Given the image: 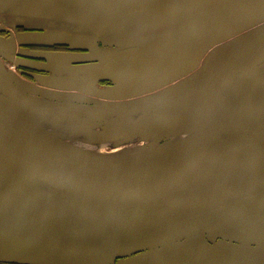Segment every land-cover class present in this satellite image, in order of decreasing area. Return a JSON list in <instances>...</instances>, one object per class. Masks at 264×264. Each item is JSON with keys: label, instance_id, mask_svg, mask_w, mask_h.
I'll use <instances>...</instances> for the list:
<instances>
[{"label": "water", "instance_id": "1", "mask_svg": "<svg viewBox=\"0 0 264 264\" xmlns=\"http://www.w3.org/2000/svg\"><path fill=\"white\" fill-rule=\"evenodd\" d=\"M134 1L128 0L126 4ZM168 1L175 4L174 9L180 14L183 9L180 2ZM159 2L161 0H157ZM197 3L203 7L208 0L206 3L197 0ZM31 5L35 15L42 12V2L36 0ZM198 16L188 18L183 26L174 30L142 38L138 43L139 48L130 52L127 50L136 44L127 43V38L107 45L116 47V53H111L112 50L99 51L97 43H103L102 37L106 35L103 30H82L72 36L51 33L56 41L49 44L65 45L71 41L76 46L71 51L86 53L83 55L25 50L28 46L41 45L35 43L41 36L48 37L30 33L46 30L27 29L23 26L27 21L19 18L16 22L20 26L11 28L22 27L29 30L27 34L0 38V87L14 104L46 117L132 120L131 124L151 120L160 113L165 116L176 104H194L190 121L169 136L185 134L187 130L194 129V137L174 151L147 159L118 160L96 156L41 130L0 97V161L4 165L1 167L4 175L8 177L22 172L34 181V177H40L74 191L135 200L164 195L183 186L207 164L222 156H246L252 153L264 158V132L261 128L243 127L235 129L228 137L218 138L229 105L242 91L237 89L239 85L246 86L249 78L260 81L254 87L264 83V24L233 38L240 30L247 28L240 27L238 30V26H252L255 18L264 16V0H221ZM248 21L250 23H246ZM0 32L7 30L0 28ZM197 50L199 52L194 53ZM128 54L133 56L119 59V56ZM15 55L46 62L51 59L63 61L61 64H51L47 70L49 74L39 76L37 80L45 85L42 90L68 101L57 107L32 104L17 89L10 76L13 74L7 70V64L14 62ZM191 58L192 63L184 69L171 71L160 80L187 74L192 67L199 65L202 58L205 68L186 81L149 96L143 94L145 97H140L142 94L136 92L140 88H137V83L120 86V90L127 91L126 95H120L118 90L90 92L82 88L87 80H93L96 85L103 81L112 82V78L133 82L126 80L127 76L121 75L122 72L136 71V67L144 66L152 70L167 65L170 69ZM138 74L132 73L131 77L135 78ZM125 81H120V84ZM36 188V191H29L30 194L20 199L0 190V200L22 214L43 221L112 228L78 232L77 236L82 241L76 237L36 231L18 219L0 213V264H46L44 260H38L37 255L51 256L58 261L82 260L91 264H105L107 260L169 243L204 229L209 231V241H216L219 247L215 250L202 243L204 246L198 251L195 244H191L194 246H188L184 253L185 264H214L211 251L219 254L223 250L254 249L264 244V174L245 175L175 199L128 206L64 198ZM32 197L35 201L80 216L58 214L42 208ZM223 199L226 201L214 207L195 211L160 227L142 232L125 229L127 224L168 217L181 210ZM249 215L255 216L250 222L246 221Z\"/></svg>", "mask_w": 264, "mask_h": 264}, {"label": "rangeland", "instance_id": "2", "mask_svg": "<svg viewBox=\"0 0 264 264\" xmlns=\"http://www.w3.org/2000/svg\"><path fill=\"white\" fill-rule=\"evenodd\" d=\"M143 1L144 2L141 4L139 3H134L130 5L126 4L124 5V7L123 6L122 7L128 8V7H137L140 5L141 13H137V14L143 16L145 10L146 9L149 10L150 6H153L155 4V2H152L150 0L149 1L143 0ZM15 2L17 5V0H13V3ZM18 2H20L18 5H21V0ZM166 2L167 1L164 0L157 3V6L156 8H154V10L156 9V15L160 17L168 16L172 12L174 18L169 20H164V19L159 20V18L157 17L155 18L143 17L133 20V24H131L130 19H128L130 17L126 15V17L128 18H126L125 23H123L125 24V26L121 27L120 30H136L135 33L131 32L129 33L130 35L128 34V37H126L128 39L127 43L136 44L133 46V48H129L127 51L130 52L133 49H138L139 48L138 43L141 41L142 38H146V37L151 38L150 36L154 33L150 30H166L169 27L170 28L178 27L177 25L179 22L178 19L179 14L176 13L174 9L175 4L169 2L166 3ZM180 5L182 6L184 4L180 3ZM170 7L172 8L173 11L171 10ZM147 17H149V13L147 14ZM117 19L119 20L120 18ZM120 21H122V19ZM156 23H158L157 27H156ZM246 23H250V21ZM262 24H264V16L259 19L255 18L254 24L252 26H248L244 24L242 26H238L237 27L238 30L240 27H247V28L246 30H240L236 36L235 35L233 36V38L238 37L243 32L245 33L247 31H250V29L255 28ZM17 30L20 31L18 32ZM28 31L22 27L8 28L7 30L8 36L5 37V39L9 37L14 38L16 35H26ZM30 33H36V34L39 33L46 35V37H48V38H44V36H41L40 39L35 40L36 44H49L53 40L56 41V38L52 39L50 32H46V34H44V32H30ZM33 37L34 36L32 35L31 38ZM37 37L40 36L37 35ZM74 40L77 42L76 39ZM148 41H151V39L147 40V42ZM38 46L43 47V45H38ZM104 46L105 48H103V46L99 44V51L112 50L111 53H116L115 51L116 47L113 46L110 47L107 45ZM69 51H71V49H69ZM198 52L199 50H197L194 53L197 54ZM74 53L86 54L84 52L80 53L78 51H75ZM132 56L133 55L131 54L123 55V56H119V59L130 58ZM193 58L189 59V61L184 60L185 61L184 63L174 66L170 69H169L170 66L167 65L166 66L164 65L163 67H156L152 70H149L150 68L144 66V67H136L135 68L136 71L129 70L122 72L123 74L121 75L127 76L126 80L133 82H126L125 80L122 79L118 80L116 78L115 79L112 78L111 80L112 82L103 81L100 82L98 85H96V83L93 80H87L84 82L85 84L82 85V88H84L86 91L89 90L90 92L92 91L97 92V90L104 92L107 91L117 92L118 90L119 92L117 93H119L120 95H124V94L126 95L127 91L124 92L120 90L121 89L120 86L128 85L131 83H137V88L139 87L140 88L139 90L136 89V92L142 94V96L140 97L149 96L155 93L165 91L171 87H174L180 84L181 82L186 81L187 79L193 77L200 71H202L205 68V66H203L204 57L200 60L199 65L192 67V70L189 71L187 74H183L179 76L174 75V78L172 77L170 80L168 79L160 80L163 77L167 76L169 73H171V71L175 72L178 71L179 69H184L185 66L192 63ZM42 61L43 63L32 59L27 60V59L19 58L15 55L14 62L7 64V70L11 74H13L10 76L17 89L30 101H32L35 104L43 105V106H58L59 104L68 101V99L56 95L52 92L42 90L45 89V85L40 81H38L37 78L39 76H44L42 74L48 75L49 73L47 70L50 68L51 64H61L64 62L58 59H51L48 60L47 62L44 60ZM158 68H161V70H158ZM147 70L150 72H148ZM28 71H30L31 73L26 75L25 72ZM132 73H139V74L135 78H132L131 77ZM144 73L146 74L143 75ZM157 73H159L158 74L159 76L156 75ZM120 81H125V82L123 84H120ZM116 82L117 84H115ZM254 82H255L254 84H256V82H260V81L254 80ZM241 87L242 86L239 85L237 89L239 90ZM144 89H147L148 91L147 90L144 91ZM245 90L244 91L247 92L249 95H251V92L255 91L252 89H245ZM0 97L4 99L9 105L14 107L18 111V113H20L26 119L31 121L39 128L43 129L47 133L60 139L61 141H64L67 144L72 145L83 151H86L90 154H94L106 158H112V159H121L123 156L129 155L131 153L144 152L150 148L160 146L163 143L177 137V136H172V137L169 136L179 131L181 125L189 122L195 110L194 104L187 106L186 105L180 106L176 104L171 109V111L165 116H162V113H160V115L154 117L151 120H141L138 123L131 124L132 120L117 121V120H102V119H71V118L59 117V116H52V117L41 116L31 113L25 110L24 108L19 107L17 104H14L10 100V98L6 95V93L2 91L1 87H0ZM231 104L229 106H231ZM259 113L260 111L245 112L241 114L240 118L242 119L251 118L252 116L257 115ZM228 114L229 111L227 110L223 118L221 129L219 130V137H218L219 139L230 136L235 132V128L239 127V124L236 125L233 124V122H231L230 117H228ZM125 125L127 126L122 127ZM1 164L2 161H0V190L5 191V193H8L9 195L14 196L18 199H20L24 195L30 194L29 191H36L35 190V186H36L38 189H41L43 192L44 191L50 192L59 195L61 197L63 196L64 198L68 197L71 199H79L93 203H107L111 205H124V206L138 204V203L140 204L154 203L166 199L168 200L175 199L186 195L194 194L200 191H204L207 189H211L217 185L228 183L233 180H237L245 175L264 174V158L252 153L246 156L245 155L243 156L242 154H238V155L231 154V155L219 157L214 161L210 162L189 182H187L186 184H184L183 186L177 189L166 192L164 195H156L152 198H146V199L131 200V199H113V198L93 195L90 193L74 191L66 187L54 184L52 182L45 181L38 177H34L36 179V181H34L28 174L22 172L13 173L12 176L6 177L1 168L4 165ZM37 181L40 183H38ZM32 199L35 201L33 197ZM225 201L226 199L218 200L216 202H209L197 207L178 211L168 217H160L133 225L127 224L125 225V229L130 228L132 229L133 232H142L155 226L160 227L165 224L174 222L186 216L187 214H191L194 213L195 211L203 210L206 208L214 207L217 204H220ZM35 203H38V205L42 208L52 210L53 212L58 214H65L68 216L70 215L80 216V214L78 213L63 211L62 209L53 207L41 201L38 202L36 200ZM0 213L6 214L8 216H12L13 218L18 219L20 222L27 225L31 229H35L36 231L45 232V233H54L56 235L58 234V235L69 236L74 238L76 237L79 240L82 239L77 236L78 232L88 231V230L101 231L106 228L108 229L112 228L111 226L108 227L76 226V225L43 221L20 213L6 206L1 200H0ZM248 217L249 218H247L246 221L250 222L255 216L249 215ZM208 232H209L208 229L195 231L193 233L186 234L180 238H177L176 240L169 243L150 247L148 249L130 255L120 256L114 259L107 260L105 264H121L123 261L126 262V264H154L155 262H157V264H185V262H183V258L185 257L184 253L187 250V247L190 246L191 244H195L196 246L195 248L198 251H200L204 245L205 246L208 245L215 250L217 247H219L216 241L214 242L209 241ZM202 243L204 245H202ZM193 246L194 245H191V247ZM261 246H264V244H262ZM214 252L211 251L210 253L212 254ZM37 256H38L37 257L38 260L42 259L46 262V264H91V262H85L82 260L76 262L58 261L51 256H46V257H44V255H37Z\"/></svg>", "mask_w": 264, "mask_h": 264}, {"label": "crops", "instance_id": "3", "mask_svg": "<svg viewBox=\"0 0 264 264\" xmlns=\"http://www.w3.org/2000/svg\"><path fill=\"white\" fill-rule=\"evenodd\" d=\"M20 0L13 3V0H0V28L8 30L12 26H20L18 22L19 18H24L27 23L23 26L32 30H46L43 32H50L60 35H74L82 30H103L102 37L103 43H97L99 46L112 45L116 41L124 40L128 37V34L136 30H120L125 26L126 15L129 16L131 24L133 20L139 18H159V20H169L174 18L172 12L170 15L160 17L156 15L157 0H150L155 2L153 6H150L149 10L146 9L144 15L141 13V6L123 8L128 0H38L42 2L43 10L35 15V12L31 11L30 5H34L36 0H21V5H18ZM148 1V0H146ZM164 1V0H161ZM169 2L168 0H166ZM182 5V11L179 14L178 27L183 26L188 18L194 15H199L201 12L205 13L207 7H213L215 2L221 0H208L207 5L200 6L197 0H178ZM135 3H143V0H135ZM166 2V3H167ZM206 3V0H204ZM134 4V3H130ZM129 4V5H130ZM188 4V6H187ZM31 5V6H32ZM123 6V7H122ZM187 6V8H186ZM171 8V7H170ZM33 9V7H32ZM172 10V8H171ZM173 11V10H172ZM149 13V17L147 14ZM176 13H179L176 11ZM198 16V17H199ZM117 18H120L119 20ZM122 19V21H120ZM158 23H156V27ZM175 28H168L166 30H151L154 34L164 33L174 30ZM54 30V31H53ZM11 31V30H9ZM130 35V34H129ZM153 35V34H152ZM42 45V44H41ZM54 44H43V46H50ZM66 46L68 49L76 48L71 41L67 44H57ZM81 53V52H80ZM69 54H76L73 52ZM83 55V54H81ZM254 80L256 78H249L246 82V86L241 87L240 94L235 98L229 108L228 117H230L233 124L238 125L239 128L243 127H256L261 128L264 132V83L258 87H254ZM251 85V86H248ZM245 89L255 90L249 95L245 92ZM245 90V91H244ZM259 114L252 116L251 118H240L242 113L245 112H258ZM264 136V134H263ZM214 260V264H264V246L254 249H229L220 251L219 254L215 252L211 256ZM205 259V257H203Z\"/></svg>", "mask_w": 264, "mask_h": 264}, {"label": "bare ground", "instance_id": "4", "mask_svg": "<svg viewBox=\"0 0 264 264\" xmlns=\"http://www.w3.org/2000/svg\"><path fill=\"white\" fill-rule=\"evenodd\" d=\"M22 94V93H21ZM28 99V98H27ZM29 100V99H28ZM30 101V100H29ZM32 104H34L35 106H39V107H57V106H43V105H38L33 103L32 101H30ZM41 129V128H40ZM43 130V129H41ZM44 131V130H43ZM191 131V132H189ZM46 132V131H45ZM49 134V133H48ZM51 135V134H50ZM53 136V135H52ZM177 137L163 143L160 146L157 147H153L150 148L144 152L141 153H131L129 155L123 156L121 159L118 160H140V159H147V158H152V157H156V156H160L166 153H169L171 151H174L180 147H182L184 144H186L187 142H189L193 137H194V129H190L188 131H186L185 134H178L176 135ZM55 137V136H53ZM56 138V137H55ZM60 140V139H59ZM64 142V141H63ZM72 146V145H71ZM74 147V146H73ZM76 148V147H75ZM78 149V148H77ZM81 150V149H79ZM94 155V154H93ZM97 156V155H96ZM40 178V177H38ZM45 181L48 182H52L50 180L41 178ZM54 183V182H52ZM56 184V183H54ZM60 185V184H57ZM62 186V185H60ZM64 187V186H63Z\"/></svg>", "mask_w": 264, "mask_h": 264}, {"label": "flooded vegetation", "instance_id": "5", "mask_svg": "<svg viewBox=\"0 0 264 264\" xmlns=\"http://www.w3.org/2000/svg\"><path fill=\"white\" fill-rule=\"evenodd\" d=\"M7 36H8L7 35V32L0 33V37H4L5 38ZM52 46H43V47H40L38 45H33V46L25 47L24 49L27 50V51H32V52H45V53H68V52H72V51H69V49L66 46H62V47L59 46V45H52ZM48 47H50V48H48ZM32 60H35V59H32ZM35 61H38V62L43 63L42 60H35ZM30 73H31L30 71L25 72L26 75L27 74H30ZM42 75H45V74H42Z\"/></svg>", "mask_w": 264, "mask_h": 264}, {"label": "trees", "instance_id": "6", "mask_svg": "<svg viewBox=\"0 0 264 264\" xmlns=\"http://www.w3.org/2000/svg\"><path fill=\"white\" fill-rule=\"evenodd\" d=\"M0 33H3V32H0ZM1 38H2V37H1ZM59 46H61V47H62L63 45H59ZM52 47H53V46H52ZM46 48H47V47H46ZM48 48H50V47H48Z\"/></svg>", "mask_w": 264, "mask_h": 264}]
</instances>
